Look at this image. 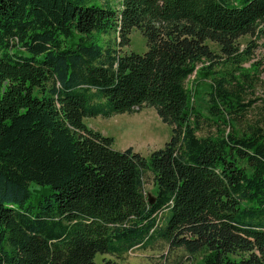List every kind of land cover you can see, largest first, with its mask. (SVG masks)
I'll return each mask as SVG.
<instances>
[{"label": "trees", "instance_id": "16d2710c", "mask_svg": "<svg viewBox=\"0 0 264 264\" xmlns=\"http://www.w3.org/2000/svg\"><path fill=\"white\" fill-rule=\"evenodd\" d=\"M133 29L143 53L120 50ZM244 36L264 39V0H0V264H117L159 244V264H264V121L235 124L247 74L213 80L208 116L187 87L221 57L207 41L234 61ZM144 107L171 129L147 158L84 124Z\"/></svg>", "mask_w": 264, "mask_h": 264}, {"label": "rangeland", "instance_id": "374dc122", "mask_svg": "<svg viewBox=\"0 0 264 264\" xmlns=\"http://www.w3.org/2000/svg\"><path fill=\"white\" fill-rule=\"evenodd\" d=\"M103 2V0H99ZM114 7H117L119 0H109ZM96 36V35H95ZM96 38L102 45L107 43H116V36L100 35ZM254 42L251 52L248 57L243 55L249 42ZM210 49L221 56L218 61L213 63L209 69H202L208 65L207 62L199 64L196 67L194 75L187 81V87L192 90L193 105L199 109L204 116H208L205 110L207 101L206 92L209 90L213 80L217 78H224L226 81L233 80L236 82L243 81L242 74H247L243 97L245 103H251L248 111L240 118L237 119L235 124L237 128L242 130L248 124H253L256 121H264V64L262 56L264 55V39H254L253 36H244L237 40L236 46L238 53L234 57V61L228 60L225 56L221 55L219 48L216 44L207 41ZM123 53L130 51L135 53H143L146 51L145 40L138 30L133 29L130 34L129 45L120 49ZM253 64H258V70L255 71L251 67ZM249 85L251 87L249 88ZM84 124L102 135L111 137L113 139L112 148L114 150L123 151L127 148H132L133 151L141 154L143 157H148L149 154L162 148L169 140L171 129L168 125L164 124L155 110L150 107H144L133 113H124L113 115L110 117H86ZM201 129L197 133L198 136H204L215 131V127L210 126L209 123L201 122ZM152 183L148 182L145 185V190L150 191ZM167 252L163 244L154 245L152 248L141 249L135 248L125 254L121 259H115L117 264H159L161 263L160 254ZM180 253V251H176ZM168 254V253H167ZM99 255L97 256V260ZM173 257L168 260L167 264L172 262ZM185 264H200V258L196 257L192 260H186Z\"/></svg>", "mask_w": 264, "mask_h": 264}, {"label": "water", "instance_id": "95a60500", "mask_svg": "<svg viewBox=\"0 0 264 264\" xmlns=\"http://www.w3.org/2000/svg\"><path fill=\"white\" fill-rule=\"evenodd\" d=\"M153 201V198L152 197H149V202H152Z\"/></svg>", "mask_w": 264, "mask_h": 264}]
</instances>
